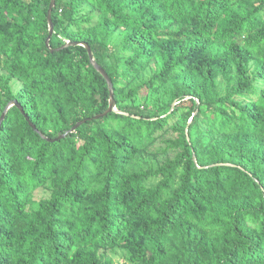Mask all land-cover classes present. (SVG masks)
Masks as SVG:
<instances>
[{"label": "trees", "instance_id": "obj_1", "mask_svg": "<svg viewBox=\"0 0 264 264\" xmlns=\"http://www.w3.org/2000/svg\"><path fill=\"white\" fill-rule=\"evenodd\" d=\"M51 2L0 0V264H264V0Z\"/></svg>", "mask_w": 264, "mask_h": 264}, {"label": "water", "instance_id": "obj_2", "mask_svg": "<svg viewBox=\"0 0 264 264\" xmlns=\"http://www.w3.org/2000/svg\"><path fill=\"white\" fill-rule=\"evenodd\" d=\"M56 5V0H52L51 2V6H50V9H49V15H48V19H49V37L47 39V46L49 47L50 46V41L55 33V29H54V25H53V21H52V12H53V9ZM69 46H83L85 47L87 50H88V53H89V57H90V60H91V63L92 65L104 76V78L106 79V81L108 82V85H109V88H110V105H109V109L107 112H105L103 115H99L96 117V119H100L104 116H107L108 114L110 113H120L117 109V103H116V100H115V91H114V87H113V82L112 80L110 79V77L108 76V74L106 73V71L100 67L97 62L94 60V57H93V53H92V49L90 48V46L88 44H85V43H70L68 42L67 43V46L66 47H69ZM17 105V102H12L10 103L8 106H7V109L5 110L4 114L2 115L1 119H0V127L2 126V123L6 117V114L8 112V110ZM176 103H174L173 106H175ZM83 123L85 122H81L79 123L76 127H74L71 132L75 131L80 125H82ZM65 137V136H63ZM61 137V138H63Z\"/></svg>", "mask_w": 264, "mask_h": 264}, {"label": "rangeland", "instance_id": "obj_3", "mask_svg": "<svg viewBox=\"0 0 264 264\" xmlns=\"http://www.w3.org/2000/svg\"><path fill=\"white\" fill-rule=\"evenodd\" d=\"M0 73H2L0 71ZM14 86V89H18L19 88V84H15L13 85ZM48 196V191L44 190V189H38L36 192H35V199L36 200H40L42 198H45ZM107 256L112 260V262L114 264H127V254L126 252L121 249V248H115L113 250H109L107 252Z\"/></svg>", "mask_w": 264, "mask_h": 264}]
</instances>
